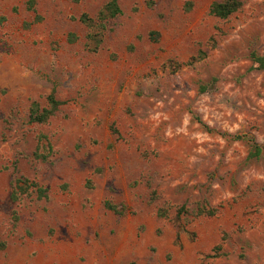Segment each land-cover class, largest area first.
Masks as SVG:
<instances>
[{"label":"rangeland","instance_id":"374dc122","mask_svg":"<svg viewBox=\"0 0 264 264\" xmlns=\"http://www.w3.org/2000/svg\"><path fill=\"white\" fill-rule=\"evenodd\" d=\"M26 1L0 0V264H264V155L230 138L264 146V0H118L96 53L78 17L108 0Z\"/></svg>","mask_w":264,"mask_h":264},{"label":"trees","instance_id":"16d2710c","mask_svg":"<svg viewBox=\"0 0 264 264\" xmlns=\"http://www.w3.org/2000/svg\"><path fill=\"white\" fill-rule=\"evenodd\" d=\"M151 3V2H150ZM34 1L27 0L26 8L29 11H34ZM150 6V4H147ZM241 7V3L238 0H216L209 7V14L220 20H226L235 12H237ZM187 9H190V6H187ZM121 14V10L118 4V0H108L102 8L97 12L95 18L89 17L87 14L82 13L78 17V21L85 25L88 29V34L86 35L85 47L91 53H96L103 41V34L105 32L106 21L116 18ZM38 20V18L36 19ZM154 34H150L152 36ZM253 64H255V69L264 73V57L257 56L254 53L250 56ZM179 65L171 64L168 66L169 69L174 71L179 69ZM201 91H205V87H200ZM63 102L57 100L55 96V91L51 90L46 97V103L44 106H40L39 103L33 101L28 110L29 122L34 124H44L46 123L58 110ZM116 133V132H114ZM233 141H245L249 144L250 150L248 154V159H258L264 155V146L256 143L253 137L243 134H236L230 137ZM31 189V192L35 193L38 200L47 198L46 189L37 185L34 182H29L26 179H17L15 180V190L11 194V201L16 202L21 195H29L28 189ZM151 201L154 198L150 199ZM171 207V206H170ZM104 208L108 211H111L117 216L124 215L126 208L123 205L111 204L110 202H104ZM169 206L166 208H159L157 210V216L161 218H166L169 210ZM176 216H190L191 218L199 217H213L217 213L216 208H209V206L204 204H198L195 211L189 212L188 209L182 205L175 207ZM5 243L0 241V250L5 248ZM220 248L216 247L213 251H219Z\"/></svg>","mask_w":264,"mask_h":264}]
</instances>
